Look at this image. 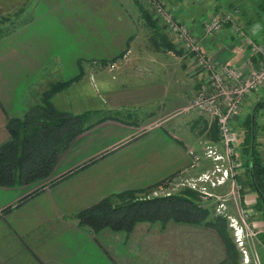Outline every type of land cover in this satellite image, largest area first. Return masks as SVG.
Listing matches in <instances>:
<instances>
[{
  "label": "crops",
  "instance_id": "crops-1",
  "mask_svg": "<svg viewBox=\"0 0 264 264\" xmlns=\"http://www.w3.org/2000/svg\"><path fill=\"white\" fill-rule=\"evenodd\" d=\"M204 1L165 0L176 19L196 34L202 24L192 7ZM211 1L216 7L212 12H221L216 0ZM14 13L19 21L0 36V144L8 139L6 119L20 117L40 102V82L55 74L60 80L83 79L92 61L99 64L93 77L106 109L128 118L100 117L91 122L57 155L46 186L35 191L32 183L0 186V264L221 261L222 244L207 227L140 221L130 230L104 227L94 232L73 217L111 194L139 190L172 175L194 177L202 169L198 165L208 162L206 158L195 162L194 136L205 133L208 124H196L193 132L196 120L189 119L195 116L181 110L202 77L191 56L164 29L176 51L163 49L134 0L133 5L118 0L0 1V16ZM55 30L65 38L60 44L66 53H54ZM202 46L211 58L244 72L258 66L227 28L204 39ZM106 63L112 64L108 79L101 65ZM71 85L52 97H62ZM69 99L63 96L59 110L70 109ZM77 103L83 105L84 100Z\"/></svg>",
  "mask_w": 264,
  "mask_h": 264
},
{
  "label": "trees",
  "instance_id": "trees-1",
  "mask_svg": "<svg viewBox=\"0 0 264 264\" xmlns=\"http://www.w3.org/2000/svg\"><path fill=\"white\" fill-rule=\"evenodd\" d=\"M140 17L151 32L157 35L165 50L175 52L174 44L162 32V26L149 14L147 8L135 1ZM225 10L235 12L247 26L257 24V41L264 42V0H252L250 9L253 16L246 17V12L231 1L218 3ZM213 9H216L214 7ZM5 33L0 28V36ZM183 51V50H182ZM75 77L48 83V87L40 93V102L33 104L20 117H8L5 129L8 139L0 144V186L31 184L48 178L57 155L63 151L71 140L92 124L85 123L87 113L72 114L58 110L50 102L51 97L66 90ZM264 107V99L256 100L241 122L242 140L238 143L239 154L244 157L243 175L248 187L255 192L254 209L264 220V165L256 150V136L259 129L258 111ZM108 118V116L101 119ZM172 176L159 180L139 190H124L103 197L95 204L81 209L73 217L79 225L98 231L101 228L130 230L140 221L183 222L191 225L207 227L219 238L224 257L217 264H237L238 254L229 234L226 219L214 215L207 219V208L197 204L198 193L183 187L175 193L149 196L154 189H164ZM141 196H140V195ZM242 198V192L239 193ZM262 234H257L262 239ZM264 264V259L261 261Z\"/></svg>",
  "mask_w": 264,
  "mask_h": 264
},
{
  "label": "rangeland",
  "instance_id": "rangeland-1",
  "mask_svg": "<svg viewBox=\"0 0 264 264\" xmlns=\"http://www.w3.org/2000/svg\"><path fill=\"white\" fill-rule=\"evenodd\" d=\"M0 1H2L3 3H7L13 0H0ZM118 1L123 4L131 3L133 5V0H118ZM135 1L141 3L145 8L150 7L146 0H134V4ZM161 1L163 2V6L165 10L171 12V10L167 8L165 0H161ZM225 1L228 0H216L217 3H221V2L224 3ZM229 1H231L234 5L237 6V11L243 9L246 12L245 15L246 17L253 16L252 11L250 9V6H252V0H229ZM211 2H212L211 0L210 1L205 0L203 4L201 2L199 6L192 7L199 12L197 18L199 19L207 18L210 15L209 13L214 11L213 9L214 6L211 7ZM221 8L222 9H219L221 10V12L219 13L230 12L228 10H225L223 7ZM150 12L152 18H155L158 21L159 25L162 26V29L165 30L164 26L158 20L157 16L153 13L151 8H150ZM230 13H232V15L236 18V21L238 22L241 29L246 31L247 34L256 41L258 39L257 38L258 36H256L255 34L256 28L258 27L257 24H252L251 26H247L240 18H238L235 12H230ZM172 15L174 16L173 13ZM18 18L19 15H17V13L0 16V28L2 29V31L3 32L9 31L10 28L13 27V25H15L19 21ZM174 18L176 19L175 16ZM226 26L222 27V29L227 28ZM192 32L196 34V32L194 31ZM58 35L60 36L58 37ZM230 35L240 43L238 38H235L231 33ZM64 39L65 38L62 32L58 30L54 31L55 54L66 53V48H64V46L60 44V42L64 41ZM179 48L181 49L180 46ZM101 65L104 67V70L108 72L106 74L107 79L110 78L109 75L110 73H112L110 71L112 64L106 63ZM95 66L98 67L99 64L95 61L90 62V64H88V67H86L85 78L76 80L74 84L71 85L70 90L66 91V93H63L64 94L63 96L67 95L70 98L69 100L72 102V104L70 105V109L68 111L70 113H73L75 111H79L81 113L84 112L87 113V118L85 120L86 124L93 122L95 119H98L100 117L103 118L106 116L108 117L118 116V117L128 118L127 116L118 113L116 114L115 112H111L110 110L106 109L104 97L101 96L99 92H97V88L95 86L96 81L93 77ZM59 80L60 78H58L57 75L55 74L53 77L49 78L48 80L45 79L42 82H40L41 85L39 84V87L45 90L48 87V83ZM43 90L41 89V91ZM83 91H84L83 93L84 96L83 95L79 96L78 94ZM63 96L61 97V95L59 94L58 98L56 96L52 97L51 104L53 105V107H55L58 110L63 108L60 101L61 99H63ZM261 97L264 99V86H262L257 92L247 97L248 99L245 98L246 100L244 101L245 102L249 101L251 102V104L244 105L243 103L244 106H242V110L240 114L231 120V128L236 133L235 135L237 136L236 146H235L237 151V158L240 161L242 169L239 170L237 173H235L233 176L227 175L222 183L214 186L210 185L209 179L215 180V178L219 177L220 175V172L216 171L215 166H217L221 170L226 168V161L224 158L213 161L212 159L206 158L204 156V149L206 146L211 147L217 153H221L223 156V152H222L223 147L218 141L216 120L206 115L195 114L190 110L184 109L185 107L182 108L181 110L182 112L184 111L183 113L195 116L192 119H189L191 122L196 120V122L193 123V128L191 127L194 130L193 132H195L196 129H198L197 126L198 124H202V122H206L208 124V129H206L205 133L199 134L198 136L196 135V133H194L196 139V149L198 151L197 155L195 156V162L197 164L198 163L200 164V162L202 161L200 159L202 158L208 159V162H206V164L204 163L203 166L198 165L199 169L202 168L201 169L202 171L197 170L198 174L196 176L184 177L182 175H175L165 183L166 186L164 189L156 188L153 191H151L150 194H148L149 196L160 195V194L166 195L169 193H175L183 187H188L192 190H195L198 193L197 204L207 208L209 211L207 219H211L214 215H220L226 219L227 227L229 229V234L232 238V241L235 245L238 254L237 264H261V261L264 259V220L262 219L261 214L257 212L253 207V205L257 204L255 199L256 194L248 187V185L245 182V177L242 173L243 172L242 162L244 157L240 156L238 149V143L241 142L242 140L241 138L243 136V131L240 126L241 122L244 119L245 115L249 113V111H251L252 104L256 100H261ZM57 99H59L60 101V102L58 101V104L56 103ZM79 99H80V103H83L84 100L83 105L77 103ZM75 107H79V108H75ZM257 120H258L259 129L257 131L255 148L258 152L262 164L264 165V107L259 109ZM208 136L210 137V140L209 139L207 140ZM204 177L207 178L205 179ZM48 183L49 180H47V178L32 183V186L30 187L32 188L31 191L38 190L43 186H46ZM241 192H242V198L239 197V193ZM220 204H222V206ZM218 210H220V212H218ZM226 216H229L235 221H237V225L238 227H240V236H241L240 244H237L234 241V236L232 235V229L229 227L228 218ZM240 219H242L243 221H241ZM257 234H262L263 235L262 239H258Z\"/></svg>",
  "mask_w": 264,
  "mask_h": 264
},
{
  "label": "built area",
  "instance_id": "built-area-1",
  "mask_svg": "<svg viewBox=\"0 0 264 264\" xmlns=\"http://www.w3.org/2000/svg\"><path fill=\"white\" fill-rule=\"evenodd\" d=\"M146 1L165 30L172 34L181 49L191 56L195 68L202 75L199 85L184 109L216 120L218 141L223 147V156L209 146L205 147L204 156L213 161L223 158L226 161V168L223 170L215 166L216 171L220 172L219 177L215 180L209 179L210 185H218L227 175L233 176L242 169L237 158L235 147L237 136L231 128V120L240 114L245 98L264 86V42L251 38L241 29L230 12H213L207 18H202L200 34H195L187 23L178 21L170 11H166L161 0ZM224 26L239 39L249 55L256 58L257 68L244 72L240 66L212 59L203 49V40L219 32ZM226 217L232 229L234 241L240 244V227L237 221L229 216Z\"/></svg>",
  "mask_w": 264,
  "mask_h": 264
}]
</instances>
